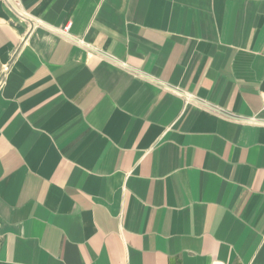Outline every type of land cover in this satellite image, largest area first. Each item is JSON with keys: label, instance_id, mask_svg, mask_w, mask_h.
Here are the masks:
<instances>
[{"label": "crops", "instance_id": "obj_1", "mask_svg": "<svg viewBox=\"0 0 264 264\" xmlns=\"http://www.w3.org/2000/svg\"><path fill=\"white\" fill-rule=\"evenodd\" d=\"M11 1L0 264H264V0Z\"/></svg>", "mask_w": 264, "mask_h": 264}, {"label": "built area", "instance_id": "obj_2", "mask_svg": "<svg viewBox=\"0 0 264 264\" xmlns=\"http://www.w3.org/2000/svg\"><path fill=\"white\" fill-rule=\"evenodd\" d=\"M6 2H8L9 4L11 3L12 4V1L11 0H5ZM10 4V5H11ZM11 7H12V10H14V12L20 17V18H22L23 20H25V21H28L31 25H32V27L31 28H33V27H45L44 26V24L41 22V21H39V20H37V19H34L33 17H31V16H29L28 14H26V13H24V12H22L21 10H19L18 8H16V5L15 6H12L11 5ZM67 30V29H66ZM56 32L61 36H63V37H65V38H68V39H70L65 33H66V31H64V29L63 30H56ZM4 70V73L7 71L6 70V68H4L3 69ZM184 97H185V101L187 102H189V101H191V100H193V98L191 97V96H189V95H185L184 94ZM198 103H200L201 104V102H198ZM202 105V104H201ZM214 110V109H213ZM216 110V109H215ZM244 122H249V123H256V121H250V120H246V121H244Z\"/></svg>", "mask_w": 264, "mask_h": 264}]
</instances>
